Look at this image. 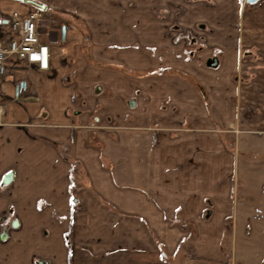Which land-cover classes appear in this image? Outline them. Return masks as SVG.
<instances>
[{
    "label": "crops",
    "instance_id": "1",
    "mask_svg": "<svg viewBox=\"0 0 264 264\" xmlns=\"http://www.w3.org/2000/svg\"><path fill=\"white\" fill-rule=\"evenodd\" d=\"M31 1L79 22L40 29L50 71L9 59L0 80V264H264V185L233 208L210 131L250 54L241 0ZM29 5L0 0V35Z\"/></svg>",
    "mask_w": 264,
    "mask_h": 264
},
{
    "label": "rangeland",
    "instance_id": "2",
    "mask_svg": "<svg viewBox=\"0 0 264 264\" xmlns=\"http://www.w3.org/2000/svg\"><path fill=\"white\" fill-rule=\"evenodd\" d=\"M27 1H30V3L26 1L20 2L30 4L29 6L36 10L39 8L33 3L41 5L31 0ZM240 5L242 8L240 22L241 24L243 23V28H240V37L247 38L249 44H252L247 46V48L242 47L241 49L244 50L246 48L244 51H250V54L240 56L239 64L232 78L234 93L230 103H228L231 108V124L222 126L217 123L215 128L210 130L216 136H228V140H224L225 148L231 153L235 152L232 171L233 191L231 195L233 208L236 201L239 204L240 198H242V194L240 196V191L238 192V188H240L238 184L242 183L244 186L247 184L252 188H261L264 185V169L261 168V165L264 166V153L261 154L260 151L256 153L257 150L262 149V144L264 151V0H258L254 4L241 0ZM42 6H44V10H48L52 18L62 20L63 24L69 25V27L78 25V17L71 18L55 11L52 12L45 4ZM183 48L187 52L188 58H190V46ZM206 61V59L202 60L200 62L201 66L206 67ZM240 120L245 123L241 124ZM96 124L97 122L93 118L89 125L90 129L96 131H112L115 129V127L110 125ZM200 131L206 132L208 130L200 129ZM239 141H242L243 145L240 148L238 147ZM218 176L223 175L216 173V177ZM238 181L239 183H237ZM255 192H251L253 193L252 196L259 198V193ZM248 193H250L249 190L246 193L247 197H249ZM254 196L252 197L253 199ZM250 225L253 230H256L254 223Z\"/></svg>",
    "mask_w": 264,
    "mask_h": 264
},
{
    "label": "built area",
    "instance_id": "3",
    "mask_svg": "<svg viewBox=\"0 0 264 264\" xmlns=\"http://www.w3.org/2000/svg\"><path fill=\"white\" fill-rule=\"evenodd\" d=\"M59 24H63L62 21L52 18L48 10H34L24 17L12 13L8 25L16 37L7 38L0 35V80L7 78L9 59L35 66L39 71H50L51 48L40 41V29L46 30L49 26ZM21 97L22 93L17 92L15 100ZM3 108L4 106L0 105V119Z\"/></svg>",
    "mask_w": 264,
    "mask_h": 264
},
{
    "label": "water",
    "instance_id": "4",
    "mask_svg": "<svg viewBox=\"0 0 264 264\" xmlns=\"http://www.w3.org/2000/svg\"><path fill=\"white\" fill-rule=\"evenodd\" d=\"M19 1H26V2H29V3H30V1H27V0H19ZM245 1L254 4V3H256L258 0H245ZM31 4H32V2H31ZM33 5H35L37 8H39V9H41V10H44V6H42V5H38V4H34V3H33ZM42 25H43V23H41V26H42ZM43 33H45V31L42 30V31L40 32V34H43ZM50 34H52V33H51V32L48 33V42H51L50 39H49V35H50ZM62 34H63V33H62ZM216 65H217V62H216V61H213V60H212L211 62L208 63V66H210V67H215ZM22 86H24V85H22ZM11 180H12V173H7V174L3 177L2 183H3V184H9V183L11 182ZM12 226H13V227L16 226V222L13 223ZM6 237H7V235H6L5 231H2V233L0 234V240H1V241H4V240L6 239Z\"/></svg>",
    "mask_w": 264,
    "mask_h": 264
},
{
    "label": "snow or ice",
    "instance_id": "5",
    "mask_svg": "<svg viewBox=\"0 0 264 264\" xmlns=\"http://www.w3.org/2000/svg\"><path fill=\"white\" fill-rule=\"evenodd\" d=\"M34 59H35V57H34Z\"/></svg>",
    "mask_w": 264,
    "mask_h": 264
}]
</instances>
